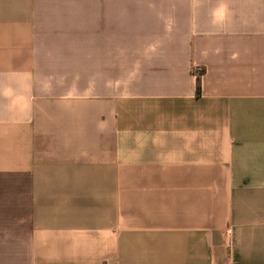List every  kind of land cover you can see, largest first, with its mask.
I'll return each mask as SVG.
<instances>
[{
  "label": "crops",
  "instance_id": "1",
  "mask_svg": "<svg viewBox=\"0 0 264 264\" xmlns=\"http://www.w3.org/2000/svg\"><path fill=\"white\" fill-rule=\"evenodd\" d=\"M0 264H264V0H0Z\"/></svg>",
  "mask_w": 264,
  "mask_h": 264
},
{
  "label": "trees",
  "instance_id": "2",
  "mask_svg": "<svg viewBox=\"0 0 264 264\" xmlns=\"http://www.w3.org/2000/svg\"><path fill=\"white\" fill-rule=\"evenodd\" d=\"M195 94L196 96L200 95V74L196 76V81H195Z\"/></svg>",
  "mask_w": 264,
  "mask_h": 264
}]
</instances>
